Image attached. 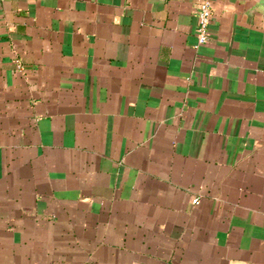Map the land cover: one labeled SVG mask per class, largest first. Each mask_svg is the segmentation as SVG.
Masks as SVG:
<instances>
[{
	"label": "crops",
	"instance_id": "crops-1",
	"mask_svg": "<svg viewBox=\"0 0 264 264\" xmlns=\"http://www.w3.org/2000/svg\"><path fill=\"white\" fill-rule=\"evenodd\" d=\"M202 1L0 0V264H264V0Z\"/></svg>",
	"mask_w": 264,
	"mask_h": 264
},
{
	"label": "built area",
	"instance_id": "built-area-1",
	"mask_svg": "<svg viewBox=\"0 0 264 264\" xmlns=\"http://www.w3.org/2000/svg\"><path fill=\"white\" fill-rule=\"evenodd\" d=\"M199 26H198V41L204 43L208 40V28L212 17V7L210 0H203L199 5ZM199 202V198H196Z\"/></svg>",
	"mask_w": 264,
	"mask_h": 264
}]
</instances>
